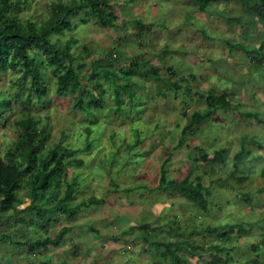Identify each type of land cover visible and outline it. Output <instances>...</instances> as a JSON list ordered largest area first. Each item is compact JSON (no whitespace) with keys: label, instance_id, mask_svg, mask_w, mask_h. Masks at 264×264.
Returning a JSON list of instances; mask_svg holds the SVG:
<instances>
[{"label":"rangeland","instance_id":"obj_1","mask_svg":"<svg viewBox=\"0 0 264 264\" xmlns=\"http://www.w3.org/2000/svg\"><path fill=\"white\" fill-rule=\"evenodd\" d=\"M54 1L27 0L11 14L41 22ZM111 2L117 26L102 27L92 17L82 20L80 11L69 29L52 38L79 57L82 84L92 93L97 90L86 76L93 59L104 62L112 51L116 72L131 61L138 65L129 79L136 95L122 92L121 110H115L114 93L105 83L102 106L85 96L88 115L75 107V93H56L50 70L45 97L27 103L26 89L16 83L20 72L0 71V98L11 103L1 108L6 120H0V152L14 148V121L29 112L49 131L45 146L60 142L83 159L82 165L67 168L68 179H78L71 206L90 195L104 199L79 207L74 217L60 212L43 217L27 208L26 188L19 187L24 202L0 218V264H169L171 256L160 255L165 246L156 249V241L179 242L183 264H251L252 259L264 264V123L248 114L264 119V67L253 64L252 54L230 49L238 42L258 46L264 27L235 0L210 1L203 11L192 0ZM137 19L150 26L141 36H136ZM150 67L159 70L160 79L142 76ZM174 82L181 89L170 88ZM208 91L227 93L232 109L212 110L199 96ZM195 110L208 116L188 142L205 150L206 160L192 147H176ZM219 148L225 149L223 162H209ZM163 163L173 179L194 168L191 179L199 175L209 191L207 210L179 192L155 188ZM65 186L63 179L59 195ZM52 191L45 206L57 199ZM229 224L237 226L227 236L222 234L227 228L209 230ZM63 225L70 229L62 245L28 249L27 242L54 237Z\"/></svg>","mask_w":264,"mask_h":264},{"label":"trees","instance_id":"obj_2","mask_svg":"<svg viewBox=\"0 0 264 264\" xmlns=\"http://www.w3.org/2000/svg\"><path fill=\"white\" fill-rule=\"evenodd\" d=\"M200 11L210 1L217 0H192ZM244 10L250 11L256 16L258 22L264 27V0H235ZM27 0H0V71L14 70L20 72L17 78V85L20 89H26V102L30 103L32 99L41 100L47 94V85L45 82L46 71L50 70L55 76V89L58 94L75 93V107L85 111L88 115L92 114L85 101V96L92 97L95 105L102 106L103 85L106 83L111 85L114 93L115 110L122 109V92L128 97L135 96V92L131 89L130 73L138 65L134 61L130 62V66L124 67L120 72H116L112 51L108 53L106 61L101 59H93L90 62V70L86 80H93L95 93L84 88L80 78V67L84 64L79 62V57L73 55L67 45L57 43L53 40V35L60 34L65 29H69L72 23V17L79 15L82 11L84 17H92L96 24L102 27L117 26V15L111 4V0H57L51 4L49 15L41 22L26 18L18 19L11 11L19 8ZM137 29L136 36H141V31L146 28L150 30L149 25H145L139 19L136 20ZM244 37H248L249 32H243ZM70 41H67L69 44ZM239 48L246 56H251V60L255 66L264 67V40L260 41L258 46H247L241 43H232L230 49ZM145 78L160 79L159 70L150 67L142 71ZM170 88L174 91L181 89L178 83H170ZM189 90V87H186ZM159 94H164L159 92ZM200 97L204 98L212 110L232 109V102L229 100L228 94L221 92L213 94L210 91L200 93ZM10 101L0 98V120L5 121L1 108H10ZM131 105V101L129 100ZM139 104L136 103L134 108ZM133 106V104H132ZM132 109V108H130ZM128 113V112H127ZM212 113V112H211ZM210 113V114H211ZM255 116L258 123H264V119L260 118L256 113H249ZM207 114L195 110L189 115L188 122L184 125L182 134L176 143V147H192L201 159H207V153L198 145H191L188 137L195 134L196 126L207 119ZM40 120L36 119L29 112L22 114L14 121L16 129V138L14 148H6L4 153L0 152V218H2L8 210L17 211L20 204L24 200L17 194L18 188L24 186L26 195L29 198L27 208L34 210L38 214L43 213V217H50L53 213L69 214L71 217L76 215L78 208L90 203H102L103 198L90 195L86 200H81L71 206L70 201L73 199V189L78 185L77 176L67 177V168L72 165H82L83 159L75 157L76 149L62 145L60 142L45 146L49 135L47 127L39 125ZM187 136V137H185ZM133 146V145H130ZM225 149H215L214 155L208 161L214 163L216 161L223 162ZM242 151L235 156L241 157ZM238 170L237 162L234 163L233 171ZM194 168L181 179H173L167 177V169L165 164L160 167L158 183L156 189L164 191H176L181 193L184 198L195 203L202 210L208 209V188L201 183V177L195 176V182L191 179ZM234 172V173H235ZM79 176V175H78ZM230 176H234V174ZM237 178V177H235ZM244 178V177H242ZM64 179L66 184L61 195V181ZM219 180V179H218ZM117 186V183L113 181ZM53 189V204L45 206L50 197L49 190ZM48 198V199H46ZM127 198V197H126ZM131 200V198H127ZM42 202V204H41ZM67 216V215H66ZM49 220V218L47 219ZM46 223V220L44 224ZM149 225L144 224L145 228ZM236 224H229L224 227H213L210 231H217L227 228L222 232L223 236H227V232H233ZM70 226L63 225L54 237L46 236L42 239H36L27 242L26 245L30 251L36 248H43L49 243L62 245ZM5 238V236H2ZM147 240L146 238H144ZM158 249L165 246L159 254L167 257L171 256L169 264H183V258L177 254V250L181 244L179 242H153ZM20 244V243H19ZM175 246V248H172ZM256 248V246H255ZM218 259L217 256L212 260ZM210 261L208 264H213ZM43 264V263H42ZM45 264V263H44ZM158 264V263H156ZM251 264H258L257 259H252Z\"/></svg>","mask_w":264,"mask_h":264}]
</instances>
